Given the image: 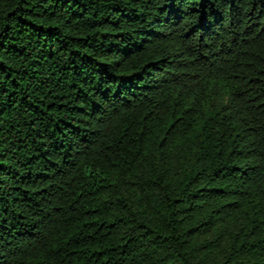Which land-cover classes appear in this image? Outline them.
Instances as JSON below:
<instances>
[{
  "label": "trees",
  "instance_id": "1",
  "mask_svg": "<svg viewBox=\"0 0 264 264\" xmlns=\"http://www.w3.org/2000/svg\"><path fill=\"white\" fill-rule=\"evenodd\" d=\"M0 264H264V0H0Z\"/></svg>",
  "mask_w": 264,
  "mask_h": 264
}]
</instances>
